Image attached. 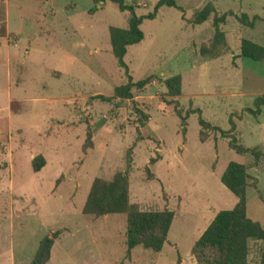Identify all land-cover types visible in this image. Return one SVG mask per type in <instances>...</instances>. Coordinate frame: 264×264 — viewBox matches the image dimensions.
<instances>
[{
	"label": "rangeland",
	"instance_id": "obj_1",
	"mask_svg": "<svg viewBox=\"0 0 264 264\" xmlns=\"http://www.w3.org/2000/svg\"><path fill=\"white\" fill-rule=\"evenodd\" d=\"M157 1H6L17 41L1 46L9 47L11 60L9 77L0 65V154L7 138L19 142L23 134L24 143L13 160L0 159V264H29L39 240L55 230L60 234L45 264H175L178 258L179 264H198L193 243L219 210L236 204L220 175L228 162L248 163L251 156L230 148L215 127L228 130L233 123L240 144L264 152V107L257 117L245 111L264 92V59L241 57L239 51L242 38L264 46V0H174L175 6H159L154 18L142 19L143 38L127 46L124 56L132 81L150 77L151 82L133 87L132 99L115 97L114 87L127 77L111 52L108 27L127 28L129 10L120 3L145 15ZM207 4L213 13L191 24L192 14ZM4 8L0 2V20ZM242 12L263 19L246 27L235 17ZM223 13L224 40L213 46V17ZM4 26L1 20L0 33ZM202 45L215 47L217 54H200ZM26 47L33 50L28 55ZM5 59L2 49L1 63ZM174 74L181 76L177 97L160 82ZM8 91L24 98L11 102V118ZM32 97L43 99L32 102ZM199 116L209 124L201 127ZM17 126L23 127L20 134ZM87 128L92 144L83 151ZM38 153L45 165L34 172L30 154ZM11 162L12 174L4 177ZM123 170L131 203L141 210L173 211L159 251L136 245L127 253L125 214L82 212L92 180ZM260 176L258 189L249 179L246 215L264 229ZM263 254L264 242L251 240L248 264H264Z\"/></svg>",
	"mask_w": 264,
	"mask_h": 264
},
{
	"label": "trees",
	"instance_id": "obj_2",
	"mask_svg": "<svg viewBox=\"0 0 264 264\" xmlns=\"http://www.w3.org/2000/svg\"><path fill=\"white\" fill-rule=\"evenodd\" d=\"M99 1V0H95ZM175 6L174 0H158L154 10L145 15H137L131 6L120 3L121 9L129 10L128 26L121 28L109 26V42L111 52L119 67L124 69L127 81L114 87V96L118 98L132 99V88L142 89L151 82L150 77L132 81L127 73V66L124 62V56L127 46L135 44L143 38V32L140 29V23L143 18L152 19L155 17L157 9L161 5ZM214 9L207 4L203 8L195 11L189 19L191 24H200L208 19ZM226 14L214 15V40L213 46H217L224 40L223 31L219 29V24L225 20ZM236 20L241 25L252 28L257 20L263 19L258 15L249 16L246 13L235 15ZM215 47H200V54L216 55ZM240 56L258 61L264 59V46L252 40L242 38L240 41ZM160 82L165 86L166 92L171 97H177L181 93V76L174 74ZM100 98L104 96L99 95ZM177 104L176 100H174ZM264 107V92L256 96L253 100V107H246L245 111L258 116L261 108ZM136 113L140 117L147 118V115L136 106ZM175 113L183 121L185 116L181 115L180 110L175 106ZM201 127L209 123L199 116ZM234 124L230 129L219 130L222 137L228 138V145L239 154H248L251 156L249 163H240L230 161L220 175L221 183L230 190L237 198L236 204L230 209L219 210L200 236L195 240L191 248V254L198 264H248L249 242L251 240H260L264 242V229L261 225L251 220L246 215V188L250 186L251 179L248 169L259 165L263 152L258 146L245 147L240 144L232 135ZM92 144V134L87 128L85 139L82 144V150ZM151 162L154 158L150 159ZM45 164L44 157L41 154L33 156L31 166L34 172L39 171ZM130 158H127V168L130 167ZM254 178V177H253ZM257 180L254 178L252 186H256ZM82 212L93 216H102L107 214H125L126 230L125 244L127 253L136 245L153 251H159L167 240L169 228L173 219V211L163 208L161 210H141L135 203H131L128 197V172L127 170L116 171L110 179L95 177L90 185L85 198ZM60 231L55 230L45 234L38 242L37 248L29 264H45L49 260L50 250L54 240L59 236ZM264 262V254L262 257ZM177 259L175 264H179Z\"/></svg>",
	"mask_w": 264,
	"mask_h": 264
},
{
	"label": "crops",
	"instance_id": "obj_3",
	"mask_svg": "<svg viewBox=\"0 0 264 264\" xmlns=\"http://www.w3.org/2000/svg\"><path fill=\"white\" fill-rule=\"evenodd\" d=\"M6 1L7 0H0V2L1 3H3L4 5H5V11H4V14H3V17L1 18V20H3V21H5L6 22V26H4V30H3V33L1 32L0 33V52L2 51V49H4V52H5V57H6V59H5V62L4 63H1L2 61L0 60V65H2V64H4V67L6 68V71H7V77H9L10 76V64H9V62H10V60H11V55H10V52H9V47H1L2 46V43H5V44H9L12 40H14V39H16V41H17V34H15L14 32H12L10 29H9V24H8V17H7V5H6ZM0 20V21H1ZM10 33V34H9ZM13 46H17V42H13ZM31 51H33L32 49H31V47H26V48H24V54H26V55H28ZM73 62V61H72ZM57 74H59V75H57V77H59V76H61V74H62V72L60 71V70H58L57 68H54L53 69ZM33 99H32V102H36V101H40L41 99H43V98H37V97H32ZM19 101L20 103L21 102H23L24 101V98H21V97H19V96H12L11 94H10V91H8V96H7V99H6V108H7V111H8V115H7V117L8 118H11L12 117V114H15V111H13L12 109H11V102L12 101ZM6 108H5V110H6ZM20 111H21V108L19 109V111L18 112H16V113H20ZM261 112H262V109H261V111H260V113H259V115L261 114ZM258 115V116H259ZM257 117V116H256ZM15 129V132H17L18 133V131L21 133V131H22V129H23V127H21V126H17V127H15L14 128ZM10 131V130H9ZM11 131H13V129H11ZM20 133H18V134H20ZM22 139H23V134H20V137H19V142H17L18 140L16 139V138H7V141L5 142V146H4V151H1V154H0V159L2 158V157H4L3 159H7L9 162L11 161V160H13L14 159V153H15V150L18 148V147H22V143H24V142H22ZM15 144V145H14ZM263 152V151H262ZM38 154H41V153H38ZM37 155V154H36ZM42 155V154H41ZM33 156H35V155H33V154H30V157H31V159L33 158ZM44 158H45V156L44 155H42ZM45 160V159H44ZM12 163V162H11ZM10 163V164H11ZM249 163V162H248ZM45 165V164H44ZM44 167V166H43ZM252 168V171L251 172H249V169H251ZM251 168H249L248 169V173L250 174V176H252V177H254L256 180H257V183H256V186H257V189H258V186H259V184H260V182H261V176L260 175H264V152H263V157H262V159H261V161H260V163H259V165L258 166H256V167H251ZM13 169H14V165H13V163H12V165H11V167L9 168V169H4L5 170V172L7 173H2L3 174V176L4 177H6V175L8 176V175H10V174H12V171H13ZM253 169H254V171H253ZM40 171V170H39ZM2 176V175H1ZM1 176H0V178H1ZM248 187H250V186H248ZM254 188V187H253Z\"/></svg>",
	"mask_w": 264,
	"mask_h": 264
}]
</instances>
